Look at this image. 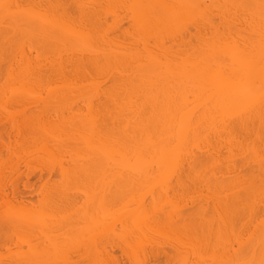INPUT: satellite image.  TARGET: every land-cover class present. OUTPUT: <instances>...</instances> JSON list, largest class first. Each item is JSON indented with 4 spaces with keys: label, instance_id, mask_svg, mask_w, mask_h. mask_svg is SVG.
<instances>
[{
    "label": "bare ground",
    "instance_id": "obj_1",
    "mask_svg": "<svg viewBox=\"0 0 264 264\" xmlns=\"http://www.w3.org/2000/svg\"><path fill=\"white\" fill-rule=\"evenodd\" d=\"M0 2L36 6L7 26L0 12V170L11 154L33 164L26 192L18 164L0 172V249L56 264L260 259L262 0Z\"/></svg>",
    "mask_w": 264,
    "mask_h": 264
},
{
    "label": "rangeland",
    "instance_id": "obj_2",
    "mask_svg": "<svg viewBox=\"0 0 264 264\" xmlns=\"http://www.w3.org/2000/svg\"><path fill=\"white\" fill-rule=\"evenodd\" d=\"M36 1H37V0H36ZM38 1H39V0H38ZM2 122H3V121H2ZM0 123H1V122H0ZM3 126H4V124H3ZM3 126H2L1 128H3ZM4 131H5V130H4ZM4 131H2L1 134H3ZM5 135H6V134L1 135L0 138L4 140L5 137L3 138V136H5ZM6 137H7V136H6ZM10 137H11V136H10ZM10 137H9V138H10ZM14 139H15V138H14ZM12 140H13V139H12ZM5 141L8 142V138H6L3 142H5ZM11 143H13V142L11 141ZM19 149H20V148H19ZM19 149H18V150H19ZM22 149H23V148H22ZM0 150H1L0 155H1V154H2V155H3V154L5 155L4 150L6 151V148H4V147L2 148V146H1ZM2 150H3V151H2ZM18 150H17V151H18ZM28 150H29V149H27V150L24 149V151L21 152V149H20L19 154L21 155V153H22V156H23L25 153L27 154ZM32 150H33V148H32ZM30 152H31V151H29L28 153H30ZM32 152H33V151H32ZM7 154H8V152H6V156H5L6 158H7ZM16 154H17V156H18V153H16ZM30 154L34 155V153H30ZM4 155H3V156H4ZM11 155H12V157H11L10 159H12V161H11V162H8V164H5V163H7V162H3V164L5 165V167L2 165V172H1V170H0V172H1V173H4V174H5V172H6V175H8V172H7V171L11 172L12 169H11L10 167H12V168L15 167V168H17L16 166H17V164L19 163V162H18V163L16 164V160H14V157H15V156H14L13 154H11ZM11 155H10V156H11ZM27 155H28V154H27ZM13 156H14V157H13ZM36 156H37V155H36ZM5 157H4V158H5ZM24 157L27 158L28 156L26 157V156L24 155ZM0 158H1V157H0ZM2 158H3V157H2ZM10 159L7 158L5 161L10 160ZM18 159H20V158H18ZM18 159H17V161H18ZM35 159H37V158H34V160H35ZM0 160H1V159H0ZM25 160H26V159H25ZM34 160L32 161V163L34 162ZM1 161H2V160H1ZM1 161H0V162H1ZM30 161H31V160H30ZM40 162H41V161H40ZM40 162H36V163H38V165H41V164H39ZM20 163H21V165L18 164V168H17V169H18V170H22L23 175H22V172L19 174V178H18L17 182H18L19 189H20L21 191L24 190V191L26 192V190H25L24 188H22V187L24 186V183H23V182L26 181V178H25L24 173H25V174L27 173V171H28V167L30 166L31 163H30V164L28 163V164H29L28 167H25V166H24V163H25L24 160H23V163H22V162H20ZM36 163L34 162V164H35L34 167H38V166H36ZM0 165H1V163H0ZM19 165H20V166H19ZM25 165H26V164H25ZM31 165H32V167H33V164H31ZM0 167H1V166H0ZM3 167H4L5 172H3V171H4V170H3ZM32 167L30 166L31 169H32ZM41 168H42V166H41ZM26 169H27V171L25 172ZM33 169H34V168H33ZM36 169H37V168H36ZM6 170H7V171H6ZM34 170H35V169H34ZM34 170H33V171H34ZM31 171H32V170H31ZM42 171H44V169H43ZM37 172H38V171H37ZM18 173H19V172H18ZM4 174H1V175L3 176ZM35 174H38V173H36V170L34 171L33 175L35 176ZM54 174H56V173H54ZM54 174H52V175H54ZM1 175H0V176H1ZM20 175H21V176H20ZM33 175H32V176H33ZM45 175H46V174H45ZM52 175H51V178H52V179H55V178H56L55 175L53 176L54 178L52 177ZM4 176H5V175H4ZM4 176H3V177H4ZM8 176H9V175H8ZM8 176H7V177H8ZM16 176H17V175H16V173H15V174L13 175L12 178H15ZM36 176H38V175H36ZM21 177H22V178H21ZM5 178H6V176H5L3 179H5ZM34 178H35V182H34ZM34 178L30 176V178H29V182H30V184H32L31 187H33V188L36 190L35 193H34V191L31 192V194H32L33 196H35V197H33L31 194H30V195H29V194L27 195V193H26L25 196H26L27 198L30 199V200H28L29 202L32 201V200L34 201V202L32 201V202L34 203V205H33V204L31 205V203H30V204L28 203V205H29V206L31 205V207H34V206H35V208H36V206H38L39 203H40L39 201L41 200V198H40V200L38 199L41 195H39V197H37V196H38V193H39L37 190H39V188H40L39 186H42V185H40V184H42V182L40 183V181H38V180H39L38 178H36V177H34ZM51 178H50V181H52ZM3 179H2V180H3ZM36 179H38V180H36ZM5 180H6V179H5ZM7 180H8V178H7ZM3 181H4V180H3ZM36 181H38V182H36ZM32 182H33V183H32ZM1 183H3V182H1V179H0V185H1ZM34 183H35V184H34ZM22 184H23V185H22ZM34 189H33V190H34ZM25 192H24V193H25ZM35 194H36V195H35ZM39 194H40V193H39ZM29 196H30V197L32 196V197H31L32 199H31ZM41 197H42V196H41ZM34 198H35V199H34ZM37 200H38V202H37ZM0 201H1V200H0ZM15 204H17V203H15ZM15 204H14V205H15ZM36 204H38V205H36ZM0 205H1V204H0ZM2 205H4V204H2ZM2 205H1V206H2ZM1 206H0V208L3 207V206H2V207H1ZM29 206H27V207H29ZM31 207H30V208H31ZM5 208H6V207H5ZM30 208H28V209H30ZM35 208H33V209H35ZM31 209H32V208H31ZM36 209H37V208H36ZM0 210H1V209H0ZM2 210H4V209L2 208ZM2 210H1V212H2ZM29 212H31V211H29ZM5 232H6V231H5ZM7 233H8V232H7ZM3 235H4V234H3ZM3 235H0V236H3ZM4 236H5V235H4ZM7 236H8V234H7ZM13 241H14V239H13ZM13 241H11L10 243H12ZM5 243L8 244V242H5ZM12 244H13V243H12ZM12 244H10V245H12ZM5 245H6V244H5ZM5 245H4V247H5ZM10 245H9V246H10ZM24 246H25V245H24ZM0 247H1V246H0ZM2 247H3V245H2ZM13 248H14L13 252H17V251H19L18 249H15V247H10L9 249L11 250V249H13ZM24 248H26V247H23V250H25ZM9 249H3V248L0 249V264H16V262L21 261V260H18V259H21V258H19L20 256H24L23 258H24V259L26 258L25 261L27 260L28 264H43V263H44V259H45V258H43V259L41 258L43 263H39V262L41 261V259H40V261H39V259H38L39 262L36 263V262H37V261H36L37 259H36L35 257H34V258H29L28 256H26L25 252H24V253L18 252L20 255H18L19 257L17 256V257H18V259H17V258L15 257V255H13V254L10 253L12 250L9 251V252L6 251V250H9ZM13 252H12V253H13ZM118 252H119V251H118ZM118 252H116V253H118ZM16 254H17V253H16ZM119 254H120V253H119ZM116 255H118V254H116ZM120 255L122 256V253H121ZM10 256H12L13 258H11ZM123 256H124V255H123ZM123 256H122V257H123ZM14 257H15V258H14ZM47 257L49 258V256H47ZM119 257H120V256L115 257V260H116V261H119V263H122L120 260H124L125 257H124V258H119ZM50 258H51V257H50ZM55 258H56V257H55ZM58 258H61V257L59 256ZM24 259H23V261H24ZM52 259H53V258H52ZM52 259H51V261H48V260H50V259H47V258H46L47 262H45L44 264H56V263L53 262L54 260L52 261ZM75 259H76V258H75ZM77 260H78V259H77ZM35 261H36V262H35ZM55 261H56V260H55ZM59 261H60V259H59ZM63 261H64V260H63ZM124 261H125V260H124ZM48 262H51V263H48ZM52 262H53V263H52ZM57 262H58V261H57ZM60 262H61V261H60ZM80 262H81V261H80ZM81 263H83V262H81ZM85 263H86V262H85ZM85 263H84V264H85ZM119 263H118V264H119ZM125 263H127V262H125ZM57 264H59V262H58ZM60 264H61V263H60ZM161 264H162V263H161Z\"/></svg>",
    "mask_w": 264,
    "mask_h": 264
},
{
    "label": "snow or ice",
    "instance_id": "obj_3",
    "mask_svg": "<svg viewBox=\"0 0 264 264\" xmlns=\"http://www.w3.org/2000/svg\"><path fill=\"white\" fill-rule=\"evenodd\" d=\"M261 8V34H262V45H264V0L260 5ZM0 12L3 15V22L7 26L11 23H17L25 18H29L35 15L36 6H21L13 5L9 3L0 2ZM262 91V107H264V83L261 86ZM262 140H264V132H262ZM264 155V154H262ZM264 162V161H262ZM16 264H28L26 261H18ZM181 264H187V262H181ZM204 264H209L208 261H205ZM216 264V262H212ZM219 264H264V251L261 253L260 259L257 261L255 259H237V260H224L220 261Z\"/></svg>",
    "mask_w": 264,
    "mask_h": 264
}]
</instances>
